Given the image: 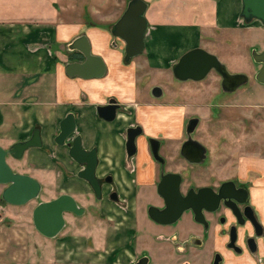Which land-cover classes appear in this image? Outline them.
<instances>
[{"label": "crops", "instance_id": "0c3cea01", "mask_svg": "<svg viewBox=\"0 0 264 264\" xmlns=\"http://www.w3.org/2000/svg\"><path fill=\"white\" fill-rule=\"evenodd\" d=\"M9 1L12 0L0 3L8 4ZM129 1L14 0L15 7L11 10L0 5V146L8 149L27 140L37 128L43 141L42 148L30 149L21 160L8 157L15 172L30 175L41 183L42 192L38 200L26 205L0 202V264L131 261L128 234L120 232L124 226L115 230L93 214L85 216L87 221L66 214L67 226L57 237L48 238L36 229L33 221L34 210L40 202L51 201L63 194L72 195L84 208H93L96 204L92 187L78 177L83 167L70 156L68 147L55 141L66 116L75 114L77 129L74 136L82 137L83 147L98 151V176L113 174L116 187L124 198H128L134 183L127 167L125 130L134 121L136 113L140 121L145 118L141 106L144 89H139L141 77L136 74V68L142 63L157 73L171 70L170 67L186 52L197 46L206 48L207 42H212L206 38L214 35V26H209V21L206 24L150 26L143 61L128 64L125 62V43L112 34V28ZM221 1L215 3L216 28L235 29L239 25L240 0ZM83 35L88 38L93 54L102 57L107 65L106 75L102 78L84 79L67 74L70 62L84 60V57L71 60V56L79 52L69 50V45ZM172 45L181 47L177 49ZM111 98L132 110L134 116L129 118V114L122 112L115 122L101 119L97 108ZM156 114L159 118L162 116L160 110ZM250 167L262 173L253 195L264 227V155H255L246 171ZM5 188L0 184V201ZM107 208L109 215H117L114 204L108 203ZM121 217L117 218L128 222ZM259 245L258 256L264 258V236ZM226 256V264H255L248 255L229 253Z\"/></svg>", "mask_w": 264, "mask_h": 264}, {"label": "flooded vegetation", "instance_id": "af4514ba", "mask_svg": "<svg viewBox=\"0 0 264 264\" xmlns=\"http://www.w3.org/2000/svg\"><path fill=\"white\" fill-rule=\"evenodd\" d=\"M240 3L241 10L237 20L239 25H244L247 22L241 16L242 0ZM263 51L264 47L260 52ZM261 68L262 65L258 64L255 80ZM170 69L173 72V66ZM212 73L217 75L219 93H223L225 97L236 95L251 81L247 74L235 73L247 75L248 80L235 90L226 91L223 87V77L212 70L201 81H183L172 74L179 82L177 86V83L172 82L168 85L155 83L154 88L146 90L141 97L144 121H140L136 113L134 121L125 130L127 167L134 183L133 190L128 193L129 197L124 198L121 195L113 174L99 177L97 173L101 182V196L97 197L93 190L97 203L93 208L83 207L82 216H91V211L99 209L96 215L99 221L115 230L124 226V230L120 232L123 235L128 234L131 261L123 263L119 260L115 264H215L216 259L218 264H226V255L229 253L235 256L248 255L255 264H264V258L258 256L264 227L253 195L254 186L262 178V173L255 167L246 171L240 163L230 166V162L226 161L221 166L219 161H214V164L210 165V159L213 158L211 149L199 136L202 118L190 108L200 96L199 91L195 92L194 89L207 81ZM227 87L233 88L231 83H227ZM156 88L161 90L159 96L156 95ZM113 99L120 108L112 122H115L122 112L129 114V118L134 116L133 111L116 98L109 99L105 105ZM158 110L162 113L160 118L156 114ZM170 111L176 112L171 115L168 114ZM194 119H199L196 126L190 123ZM139 127L142 132L136 138V153L130 157L127 150L128 130ZM203 153L204 158L201 156ZM254 154H259V151ZM206 168L210 171L205 174L200 172ZM161 188L169 197L177 194L176 207H181L190 195L194 196V208L185 209L173 223H160L152 219L151 208L163 212L164 219L169 218L167 209L171 206L162 195ZM203 189H206V193L200 196V190ZM219 196L221 198L216 202ZM108 203L115 205L116 216L108 214ZM66 214L82 217L74 213ZM118 216L128 222L120 221ZM260 231H263V235L258 234Z\"/></svg>", "mask_w": 264, "mask_h": 264}, {"label": "water", "instance_id": "95a60500", "mask_svg": "<svg viewBox=\"0 0 264 264\" xmlns=\"http://www.w3.org/2000/svg\"><path fill=\"white\" fill-rule=\"evenodd\" d=\"M148 3L145 0H130L127 9L112 28V34L125 43V62L130 63L136 57L144 53L146 49V34L149 30V21L146 17ZM242 18L248 23L255 21L264 26V0H242ZM71 52L77 51L84 57L83 61L70 62L67 65V74L71 77H81L84 79L102 78L106 75L107 65L104 59L94 55L88 38L83 35L75 39L70 45ZM253 59L257 64L262 65L261 70L256 75V80L264 84V51H253ZM212 70H215L224 80V90L233 91L239 85L248 80L245 74H232L220 59L203 48H194L186 52L178 62L173 65V74L179 80H204ZM231 83L232 89L227 87ZM160 88H156V95L159 96ZM120 105L113 99L108 105H102L97 108L100 118L112 122L116 119L117 110ZM199 119H194L190 123L196 126ZM77 123L74 113H70L61 122L60 133L55 141L58 145L69 148L70 156L78 162L83 169L78 177L86 180L97 197L101 196V182L97 178L98 152L96 149L91 151L83 147L82 137L76 133ZM141 128H130L127 137L128 155L131 157L136 153V138L141 134ZM200 145V144H199ZM43 141L40 129H35L30 138L13 144L5 149L0 146V184L5 185L2 199L5 203L11 205H26L32 201L38 200L42 192L41 183L34 177L15 172L8 163V157L20 160L24 154L33 148H42ZM201 147H203L201 145ZM204 149V147H203ZM205 150V149H204ZM203 150V151H204ZM201 156L205 157L203 153ZM161 193L167 198L169 206L167 213L169 218H163V212L151 208L150 215L152 219L160 223H173L187 208H194V196L191 195L185 199L183 205L176 207V195L167 196L161 188ZM206 193V189L200 190V196ZM221 198L217 197L216 202ZM202 208V206H200ZM66 213H74L78 216L84 214V208L81 207L75 198L69 194H63L56 199L46 202H40L34 210L33 221L36 229L48 238L57 237L66 225ZM260 227L262 225L259 223ZM263 229V228H262ZM263 235V231L258 233ZM256 251V249H253ZM215 264H218L216 259Z\"/></svg>", "mask_w": 264, "mask_h": 264}, {"label": "rangeland", "instance_id": "374dc122", "mask_svg": "<svg viewBox=\"0 0 264 264\" xmlns=\"http://www.w3.org/2000/svg\"><path fill=\"white\" fill-rule=\"evenodd\" d=\"M12 1H9L8 4L4 2V6L0 3L1 8L13 9L15 4ZM145 1L148 3L146 17L150 26L165 23L206 24L209 21V26H214V35L207 37L212 39V42H207L208 51L216 55L226 65L230 73H245L251 78L249 85L244 90L242 89L234 96L225 97L223 93H219L217 75L212 73L207 81L194 89L195 92L199 91L201 97L199 96V99L194 101V106L190 107L194 114L202 118L199 136L211 149L213 158L210 159V165L214 164V161H219V165L222 166L227 161L230 162V166L240 163L242 169L246 166L249 167V163L254 162L255 151L264 155V85L254 78L258 64L252 56L254 50L261 51L264 47L262 24L256 21L238 25L235 29H218L215 26L217 8L214 0ZM226 1L228 3V0ZM222 7L223 4L220 8L222 9ZM227 11L230 13L228 6ZM6 13L11 15L9 11ZM172 47L180 49L181 46L172 45ZM144 54L136 57L133 61L142 62ZM136 74L141 77L138 85L140 90L144 89V92L149 88L152 90L155 83L160 82L163 85H168L169 82H172L177 83L176 86L179 83L173 78L171 70L157 73L142 63L136 68ZM209 171L208 168L200 170L204 174ZM91 212L96 216L99 209H94ZM79 219L86 220L87 218L82 216ZM198 252H202V250H198ZM159 263L157 262V264ZM166 263L169 264V262Z\"/></svg>", "mask_w": 264, "mask_h": 264}, {"label": "trees", "instance_id": "16d2710c", "mask_svg": "<svg viewBox=\"0 0 264 264\" xmlns=\"http://www.w3.org/2000/svg\"><path fill=\"white\" fill-rule=\"evenodd\" d=\"M75 59H83V55H81L80 53H74V54L71 56V60H75ZM0 202L5 203V202L3 201V199H1Z\"/></svg>", "mask_w": 264, "mask_h": 264}]
</instances>
